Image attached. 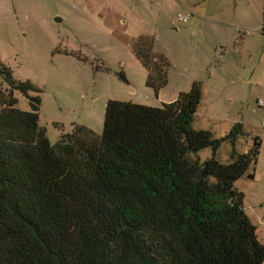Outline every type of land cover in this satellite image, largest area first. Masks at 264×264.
I'll use <instances>...</instances> for the list:
<instances>
[{
    "label": "trees",
    "instance_id": "1",
    "mask_svg": "<svg viewBox=\"0 0 264 264\" xmlns=\"http://www.w3.org/2000/svg\"><path fill=\"white\" fill-rule=\"evenodd\" d=\"M148 48L137 55L158 94L170 65ZM0 77L10 86L0 92V264H264L235 188L257 165L261 141L240 154L242 125L221 139L194 129L201 83L159 108L109 101L100 136L75 126L52 145L37 90L6 68Z\"/></svg>",
    "mask_w": 264,
    "mask_h": 264
},
{
    "label": "rangeland",
    "instance_id": "2",
    "mask_svg": "<svg viewBox=\"0 0 264 264\" xmlns=\"http://www.w3.org/2000/svg\"><path fill=\"white\" fill-rule=\"evenodd\" d=\"M140 46L170 65L161 93L147 86ZM0 68L37 90L31 96L41 98L40 126L52 145L75 126L100 136L109 101L159 108L200 81L194 129L221 139L242 125L240 154L261 141L257 165L235 188L264 244V0H0ZM9 88L0 77V92ZM14 96L30 110L24 94ZM232 150L222 144L223 163Z\"/></svg>",
    "mask_w": 264,
    "mask_h": 264
},
{
    "label": "crops",
    "instance_id": "3",
    "mask_svg": "<svg viewBox=\"0 0 264 264\" xmlns=\"http://www.w3.org/2000/svg\"><path fill=\"white\" fill-rule=\"evenodd\" d=\"M221 25H225V24H223V23H221ZM228 26V25H227ZM230 26H232L231 24H230ZM195 82H199V83H201L200 81H193V83H195ZM193 83H191V85L190 86H192L193 85ZM202 84V83H201ZM191 88V87H190ZM162 91V90H161ZM161 91L159 92V93H161ZM183 92H185V91H182L181 89H179L178 91H176V93L170 98V99H168V100H164V101H162V103H172V102H174L177 98H178V95L180 94V93H183ZM161 95V94H160Z\"/></svg>",
    "mask_w": 264,
    "mask_h": 264
},
{
    "label": "built area",
    "instance_id": "4",
    "mask_svg": "<svg viewBox=\"0 0 264 264\" xmlns=\"http://www.w3.org/2000/svg\"><path fill=\"white\" fill-rule=\"evenodd\" d=\"M178 19H179V21H181L183 23H187L188 22V17H185L183 15H179Z\"/></svg>",
    "mask_w": 264,
    "mask_h": 264
}]
</instances>
